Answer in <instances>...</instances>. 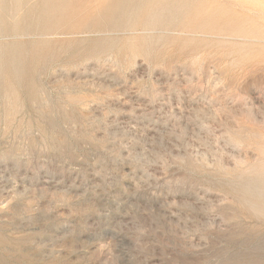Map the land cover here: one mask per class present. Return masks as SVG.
<instances>
[{
  "label": "rangeland",
  "instance_id": "obj_1",
  "mask_svg": "<svg viewBox=\"0 0 264 264\" xmlns=\"http://www.w3.org/2000/svg\"><path fill=\"white\" fill-rule=\"evenodd\" d=\"M44 1L105 0L0 7ZM124 1L113 29L21 37L46 43L20 85L0 77V264H264L244 188L264 172V0L103 7ZM170 1L241 10L251 34L143 23Z\"/></svg>",
  "mask_w": 264,
  "mask_h": 264
},
{
  "label": "bare ground",
  "instance_id": "obj_2",
  "mask_svg": "<svg viewBox=\"0 0 264 264\" xmlns=\"http://www.w3.org/2000/svg\"><path fill=\"white\" fill-rule=\"evenodd\" d=\"M104 3H107L106 0L97 4L93 3L92 6L84 8L71 6V9H69V6L65 8L63 5L60 6L50 1H44L40 5L28 8L24 13L18 11L20 7L10 12L5 3L4 5L2 4L3 6L0 7V77L3 79L1 80L6 81V85H20L24 82V55L22 53L25 49H30L35 55L40 54L42 45L46 43V40L37 38L27 39L24 42V40H19L21 37H40L39 34L41 35V33L48 30L60 27L59 25L65 19H67V22L73 21L75 24L79 21V18L80 21H82L81 19H89L86 22H82L81 26L88 27L93 24L98 28V31L103 27L113 29L116 23V16L118 18L126 16V9H128V12H130L129 9L132 11L137 10V12L139 9L131 7L133 2L115 3V8L112 7L113 9L110 6L103 7ZM190 8L187 4L183 6L173 1H170V3L163 2L157 9H147L143 23L149 26L161 25L168 27L172 26L178 18L187 21L183 26L189 30L225 34L229 38L249 37L251 34L244 28L246 20L242 17L244 14L241 10L238 11L230 6L220 5L216 7V10H211L212 12L216 11L213 14L207 10L204 12H201V10L189 11ZM97 17H99V23L94 20ZM1 74L3 75L1 76ZM260 176L263 179L260 181L253 180L250 185L248 183L244 185V188L253 200L249 206L257 212L264 213V172Z\"/></svg>",
  "mask_w": 264,
  "mask_h": 264
}]
</instances>
